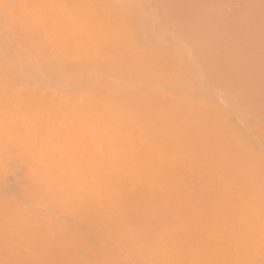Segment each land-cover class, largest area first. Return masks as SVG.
Returning a JSON list of instances; mask_svg holds the SVG:
<instances>
[{
	"label": "bare ground",
	"instance_id": "bare-ground-1",
	"mask_svg": "<svg viewBox=\"0 0 264 264\" xmlns=\"http://www.w3.org/2000/svg\"><path fill=\"white\" fill-rule=\"evenodd\" d=\"M262 198L264 0H0V264H264Z\"/></svg>",
	"mask_w": 264,
	"mask_h": 264
},
{
	"label": "rangeland",
	"instance_id": "rangeland-1",
	"mask_svg": "<svg viewBox=\"0 0 264 264\" xmlns=\"http://www.w3.org/2000/svg\"><path fill=\"white\" fill-rule=\"evenodd\" d=\"M236 123L235 124H237V121H235ZM9 153H11V151H8ZM7 152V153H8ZM15 153V152H14ZM7 155V154H6ZM7 156H9V155H7ZM13 156V155H12ZM12 156L10 157V159L12 158ZM15 156V155H14ZM19 156V155H18ZM18 156H16V157H14V158H16V159H19V158H21V156L20 157H18ZM8 159H9V157H8ZM16 159H12V160H10L11 161V168L12 169H14V170H12V171H10L9 173V175H5L4 177L6 178V184H9L10 185V188L13 186V184H15L16 182H17V180L18 179H20L21 180V178L23 177L22 176V173H23V168H20V167H23L22 166V161H21V159H19V160H16ZM23 160V159H22ZM9 161V162H10ZM17 161H19V162H17ZM13 162V163H12ZM19 165V166H18ZM19 171H21V172H19ZM19 176H18V175ZM18 176V177H17ZM17 177V178H16ZM7 178H9V179H7ZM9 180H11V181H9ZM13 180H15V181H13ZM19 181V180H18ZM8 189V191H10V190H12V188L11 189ZM10 193H12L11 191H10ZM7 194H9V192H7ZM11 195V194H10ZM246 201H248L247 199L244 201L245 203H246ZM245 203H243V204H245ZM23 206H26V203H21ZM257 206H256V204L255 205H250V207L251 206H253V210L257 207V209H259L262 213L264 212V211H262L264 208L263 207H260V204L262 205V206H264L263 204H264V198H262V200L261 199H259L258 200V202H257ZM245 205H247V204H245ZM245 207H247V208H243V209H246L245 211L246 212H249V211H251V208H248V206H245ZM261 208V209H260Z\"/></svg>",
	"mask_w": 264,
	"mask_h": 264
}]
</instances>
